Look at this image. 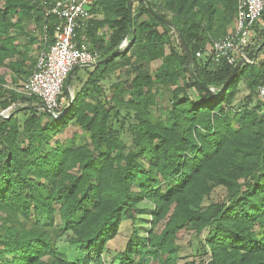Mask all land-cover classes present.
<instances>
[{"label": "trees", "instance_id": "16d2710c", "mask_svg": "<svg viewBox=\"0 0 264 264\" xmlns=\"http://www.w3.org/2000/svg\"><path fill=\"white\" fill-rule=\"evenodd\" d=\"M130 2L96 0L91 14L101 19L94 17L87 28L90 51L97 52L101 61L123 39L130 43L93 67L62 115L54 118L37 99L0 90V112L16 102L27 103L31 111L22 131L15 117L25 112L21 105L8 119L0 117V214L17 212L32 222L28 228L19 223L5 229L0 236V264H65L50 235L55 216L62 223L61 232H70L87 256L95 252L90 264H105L102 249L123 222H137L143 201L149 203V230L145 235L132 230L118 264H135L137 257L138 264L147 257L159 264H177L175 240L185 228H208L205 264H264V112L244 109L230 118L223 108L231 103L240 81L251 92L258 88L264 71L251 61L261 49L231 80L234 67L196 57L204 49L203 37L227 33L237 0H142L129 6ZM35 17L40 28L39 0H4L0 6V67L8 61L10 70L25 78L31 74L24 71L27 47L21 53L17 42L20 37L29 39L27 45L33 42L23 32L21 19ZM101 27L110 32L107 42L97 36ZM170 33L177 36L180 54L167 39ZM257 46L258 42L247 54ZM165 47L171 56L165 55ZM19 56V61L12 60ZM158 59L162 63L153 73H143V66ZM126 67L136 73L128 105L139 130L133 135L135 149L123 155L109 126L110 110L97 99L100 82ZM179 80L182 85L175 87ZM64 86L58 103L67 95ZM160 91L172 95L167 112L170 128L160 119L155 124L149 120ZM35 104L41 116L35 113ZM71 122L90 134V148L59 143L42 155V146ZM21 133L30 138L22 148L16 140ZM216 186L226 189L227 203L203 209V201ZM161 222L163 228L157 232Z\"/></svg>", "mask_w": 264, "mask_h": 264}, {"label": "rangeland", "instance_id": "374dc122", "mask_svg": "<svg viewBox=\"0 0 264 264\" xmlns=\"http://www.w3.org/2000/svg\"><path fill=\"white\" fill-rule=\"evenodd\" d=\"M4 0H0V6H2ZM161 5H163L161 3ZM168 19H171V15L166 14ZM101 16L99 14L94 15ZM93 17V18H94ZM21 24L23 27V32L28 36L32 37L33 42L28 47L27 42L29 39L20 37V40L17 42L18 50L23 53V49L27 47L26 55L27 60L25 62V70L32 72L37 54L40 50V39H39V25L36 21V17L31 20L21 19ZM104 31V30H103ZM222 33V32H221ZM104 33L102 36L104 37ZM176 34L170 33L168 35V40L173 49H175L177 54H180V48L176 40ZM258 42L257 50L260 51L257 53L253 61L254 65L262 71H264V14L258 20L256 30L253 32L252 45H255ZM165 55L171 56V50L169 47H165ZM21 57H15L13 61H19ZM173 59V57H172ZM11 60V61H12ZM162 62V59H160ZM161 62H155L151 65L143 66V73L150 75L154 70L160 65ZM176 65V64H175ZM93 67L78 68L72 75V83L70 86H66L65 90L67 95L61 98L59 103V109L66 107L70 100H72L74 94L79 91V89L87 81L89 74L91 73ZM215 69V68H211ZM0 75L2 77L3 84L0 85V90L3 89L17 91L19 90L22 82L25 80L24 76H18L17 73H14L10 70L8 66V61L5 62V65L0 67ZM136 73L132 68L126 67L120 70L111 72L109 77L105 81H101L100 85L102 88V93L98 97L97 101L110 110V121L109 126L115 131V136L118 140L120 148L123 150V155H126L130 150L135 149L133 144V135L135 131L139 130L137 128V122L134 119V112L131 107L128 105L129 94L128 91L131 89L132 81ZM182 82L179 80L175 83V87L181 86ZM173 88V87H172ZM17 93V92H16ZM172 104V95L167 91H160L156 94L155 103L149 109V120L151 123L155 124L157 119L163 121L165 127L170 128V122L168 120L167 112L170 110ZM21 105L25 108V112H20L16 114L18 119L19 130L22 131L25 120L31 115V111L27 108V103L16 102L10 107L12 110ZM35 113L38 116L42 115V111L39 108V104H35ZM34 105V106H35ZM22 108V109H23ZM224 110L230 118H233L234 114L244 110L250 109L254 111H259L263 109L261 102L257 96V87L253 92H251L245 81H240L237 84L236 94L233 97L229 105L223 106ZM57 116V115H56ZM56 116L53 115L54 118ZM43 123L46 122V118L42 117ZM234 124V123H233ZM235 127V125H234ZM19 147H25L30 141L29 135L21 133L16 139ZM59 143L65 147L79 148L82 146H87L90 148L91 140L90 134L86 131L80 129L76 123L71 122L68 124L64 132L54 137L48 145L42 146L41 154L43 155L48 148H54ZM104 150L101 151V153ZM139 158V157H138ZM147 167V162L144 159L140 160ZM77 172V171H75ZM243 187V181L240 182ZM1 185V184H0ZM136 191V190H135ZM228 201L227 191L222 186H216L212 189L209 196L203 201L202 208H207L212 204H225ZM141 211L137 215V222L133 225L129 222H123L117 236L108 242L101 251L102 259L105 264H118L119 253H121L125 247V244L130 236L132 230H136L141 235L149 230V203L143 201L139 204ZM25 224L28 227L32 226V222L24 220L21 214L17 212H7L0 214V236L5 234V229L12 224ZM164 223H160L156 229L159 232L163 228ZM63 226L58 216H55L54 227L50 231L52 239L55 241V248L58 257L65 262V264H90V258L94 256V253L88 254V256L81 250L78 243L74 241V237L70 232H61ZM208 233V228L201 231L185 228L177 234L175 240V245L177 246L178 253V262L177 264H205L209 260L208 248L205 245V239ZM88 260L86 261V258ZM140 258H136L135 264H138ZM140 264H159L158 261L152 258H145L141 261Z\"/></svg>", "mask_w": 264, "mask_h": 264}, {"label": "built area", "instance_id": "2783aa9c", "mask_svg": "<svg viewBox=\"0 0 264 264\" xmlns=\"http://www.w3.org/2000/svg\"><path fill=\"white\" fill-rule=\"evenodd\" d=\"M138 1L142 0H131ZM95 2L39 0L43 15L38 32L41 48L31 74L15 92L37 99L42 110L52 116L64 113V108H58V100L74 69L92 67L99 60V54L90 51V39L86 34L93 20L91 9ZM263 14L264 0H237L235 19L229 31L197 52L196 57L207 56L215 64L225 62L230 67L239 62H249L247 51L252 46L254 26ZM129 43L128 38L123 39L118 49L125 50ZM256 51L257 47L250 52ZM257 96L264 112V75L257 88ZM11 113L12 107H8L0 112V117L8 119Z\"/></svg>", "mask_w": 264, "mask_h": 264}, {"label": "crops", "instance_id": "0c3cea01", "mask_svg": "<svg viewBox=\"0 0 264 264\" xmlns=\"http://www.w3.org/2000/svg\"><path fill=\"white\" fill-rule=\"evenodd\" d=\"M94 17V16H93ZM96 20H100L101 19V16H97L96 18H95ZM231 26L232 25H230L229 27H228V29H227V31H229V29L231 28ZM104 30V31H103ZM103 33H104V37H103V41L104 42H107L108 41V39H109V37H110V32L108 31V30H106V28L105 27H101V28H99L98 29V32H97V36L99 37V36H102L103 35ZM223 34L221 33V32H219L218 34H216V35H212V36H205V37H203V40H204V47H206V46H208L212 41H214V40H216V39H218V38H220L221 36H222ZM28 36V35H27ZM31 37V36H30ZM30 46V44L28 45V47ZM161 62L160 61V59H158V60H155V61H152V62H150V63H148L147 65H151V64H153V63H155V62ZM162 63V62H161ZM161 63H160V65H161ZM147 65H145V66H147ZM159 65V66H160ZM158 66V67H159ZM157 67V68H158ZM76 71V70H75ZM74 71V72H75ZM73 72V73H74ZM72 73V74H73Z\"/></svg>", "mask_w": 264, "mask_h": 264}, {"label": "water", "instance_id": "95a60500", "mask_svg": "<svg viewBox=\"0 0 264 264\" xmlns=\"http://www.w3.org/2000/svg\"><path fill=\"white\" fill-rule=\"evenodd\" d=\"M131 5H132V2H130L129 6H131ZM262 45H264V42L262 43ZM184 48H185L186 56H187V58H188V60H189V63H191V61H192V56H191L190 52L188 51V49H187V47H186L185 45H184ZM119 53H120V50H119V49H116L115 51H113L112 53H110L109 55H107L104 59H102L101 61H98L97 63H95L92 67H96L99 63H103V62H105L106 60H108V59H110V58H112V57L118 55ZM251 55H252V52H250V53L248 54V57H250ZM242 64H243V62H239V63L233 68V71H232L231 76H230V80H231L232 77L235 75V73L240 69V67L242 66ZM77 69H78V68H75L74 71L77 70ZM74 71H73V72H74ZM73 72H72V73H73ZM69 80H70V77H69V78L67 79V81H66V86L69 85ZM71 103H72V101L70 100L69 106H71Z\"/></svg>", "mask_w": 264, "mask_h": 264}]
</instances>
